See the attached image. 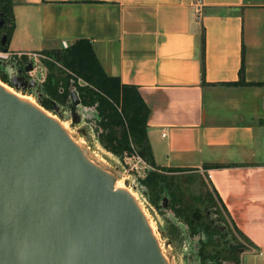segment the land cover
Here are the masks:
<instances>
[{
  "label": "crops",
  "instance_id": "1",
  "mask_svg": "<svg viewBox=\"0 0 264 264\" xmlns=\"http://www.w3.org/2000/svg\"><path fill=\"white\" fill-rule=\"evenodd\" d=\"M14 14L10 50L86 38L137 85L156 165L206 175L249 240L244 264H264V0H19Z\"/></svg>",
  "mask_w": 264,
  "mask_h": 264
},
{
  "label": "water",
  "instance_id": "2",
  "mask_svg": "<svg viewBox=\"0 0 264 264\" xmlns=\"http://www.w3.org/2000/svg\"><path fill=\"white\" fill-rule=\"evenodd\" d=\"M115 180L0 87V264H168Z\"/></svg>",
  "mask_w": 264,
  "mask_h": 264
},
{
  "label": "trees",
  "instance_id": "3",
  "mask_svg": "<svg viewBox=\"0 0 264 264\" xmlns=\"http://www.w3.org/2000/svg\"><path fill=\"white\" fill-rule=\"evenodd\" d=\"M14 5V0H0V10L3 11L4 18L9 20L8 39L3 45L5 48H9L16 27ZM43 51L48 57L44 62L50 70L48 80L44 84L48 95L58 103L65 104L72 90L75 89L82 105L95 106L101 117L99 126L102 130L99 138L104 147L114 154H121L130 151L135 146L155 168L153 171L150 170L144 179L154 195L166 187L172 202L178 204L186 214L188 224L199 225L208 234L215 228L206 220L204 209L209 206L215 207L217 212L223 209L239 236L247 238L235 225L221 196L206 175L198 170L156 165L148 134V120L151 113L149 105L137 85L124 83L119 76L106 72L89 39L81 38L66 47ZM22 61L24 57L18 60V62ZM243 73L244 68L242 67V76ZM0 78L8 82L5 74L1 73ZM79 78L83 79L86 84L81 85ZM239 82H245V80ZM43 104L50 111L51 103L43 102ZM192 172L198 173L202 178L200 181L206 187V193H189L191 186L183 182L184 179L186 182L190 180V176L193 175L174 176L177 173ZM234 239V243H229L227 246L214 245L213 252H208V255L223 260L227 262L226 264H241L242 253L246 246L241 244L238 237Z\"/></svg>",
  "mask_w": 264,
  "mask_h": 264
},
{
  "label": "rangeland",
  "instance_id": "4",
  "mask_svg": "<svg viewBox=\"0 0 264 264\" xmlns=\"http://www.w3.org/2000/svg\"><path fill=\"white\" fill-rule=\"evenodd\" d=\"M16 1L19 0H14ZM8 22L9 20H6L0 12V74H5L8 85L23 94L32 95L40 105L44 106L43 102L51 103L50 111L66 123L71 136L82 146V150L89 156V159L94 164L102 165L108 171L110 170L115 175V183L122 179L131 187L147 212L168 264H226L227 262L223 260L212 258L208 252H213L214 245L220 247V244L227 246L229 243H234L235 237H238L242 245L248 247L249 240L239 236L223 209L221 212L219 210L217 212V209L211 206L204 209L206 220L215 228L208 234L201 226L188 224L186 214L178 204L172 202L166 187L154 195L144 179L148 172L155 168L135 146L130 151L121 154H114L104 147L99 138L102 130L99 126L101 117L95 106H84L75 102L73 96V92L77 93L75 89L72 90L65 104L58 103L48 95L44 84L48 80L50 70L44 62L48 57L43 50L20 53L3 47L8 39ZM6 52H9L8 57L3 56ZM21 57H24V61L18 62ZM78 81L81 85L86 84L81 78ZM126 154L130 157L134 156V159L138 156L142 157L149 166L147 171L143 172L145 168L142 173L132 170L127 162ZM140 165L145 164L140 162ZM167 175L170 176L171 173ZM182 175H193L190 176V180L186 182L184 179L183 182L191 186L189 193L204 194L207 192L198 173H177L174 176ZM241 264H244L243 258Z\"/></svg>",
  "mask_w": 264,
  "mask_h": 264
},
{
  "label": "bare ground",
  "instance_id": "5",
  "mask_svg": "<svg viewBox=\"0 0 264 264\" xmlns=\"http://www.w3.org/2000/svg\"><path fill=\"white\" fill-rule=\"evenodd\" d=\"M0 87L6 91L7 93L15 96L19 101L30 105L32 107H34L35 109L39 110L41 113H43L44 115H46L48 118H50L51 120H53L66 134L67 136L73 140L74 143H76V145H78L79 147H82L75 139L74 137L71 136V133L69 132L66 123L56 114L52 113L51 111L47 110L45 107H43L42 105H40L38 102H36L35 98L32 95L29 94H23L19 91H16L12 86L8 85L6 82H4L3 80L0 79ZM88 156V155H87ZM94 156V155H93ZM92 157V156H91ZM89 158V156H88ZM95 160V158H94ZM93 160V161H94ZM96 161V160H95ZM102 161V160H101ZM94 163V162H93ZM102 163V162H101ZM104 164V163H103ZM105 165V164H104ZM102 167V165H100ZM104 168V167H102ZM110 171V170H109ZM116 189L118 190H122L125 191L130 197L131 199L135 202V204L137 205V207L140 209L143 217L145 218V221L147 222V225L149 227V230L151 232V234L153 235L154 239L156 240L157 235L154 231V228L151 224V221L148 219V215L146 210L142 207L141 202L139 201V199L136 196V193L131 189V187H129L125 182H123L122 179H120L118 181V183L115 184ZM158 239V238H157ZM159 241V240H158ZM160 244V243H159ZM161 246V245H160ZM168 260V259H167ZM168 262V261H167Z\"/></svg>",
  "mask_w": 264,
  "mask_h": 264
},
{
  "label": "built area",
  "instance_id": "6",
  "mask_svg": "<svg viewBox=\"0 0 264 264\" xmlns=\"http://www.w3.org/2000/svg\"><path fill=\"white\" fill-rule=\"evenodd\" d=\"M20 53H23V52H20ZM30 53V52H28ZM4 57H8L9 56V52H6L4 55ZM126 156H128L126 159H127V162L128 164L130 165L131 169L132 170H136L140 173H142V170L143 168H145L143 170V172L147 171V168L149 167L148 164L144 161V159L140 156H138L137 158L134 159V156L130 157V155L126 154ZM140 162H144V166L143 165H140ZM208 177L210 178L211 177V174H208Z\"/></svg>",
  "mask_w": 264,
  "mask_h": 264
},
{
  "label": "flooded vegetation",
  "instance_id": "7",
  "mask_svg": "<svg viewBox=\"0 0 264 264\" xmlns=\"http://www.w3.org/2000/svg\"><path fill=\"white\" fill-rule=\"evenodd\" d=\"M1 13H3V11L0 10Z\"/></svg>",
  "mask_w": 264,
  "mask_h": 264
}]
</instances>
